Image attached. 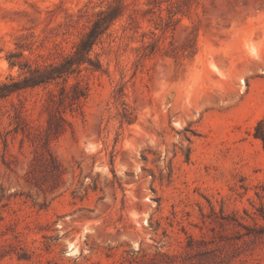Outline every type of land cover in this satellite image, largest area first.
<instances>
[{
	"label": "rangeland",
	"instance_id": "374dc122",
	"mask_svg": "<svg viewBox=\"0 0 264 264\" xmlns=\"http://www.w3.org/2000/svg\"><path fill=\"white\" fill-rule=\"evenodd\" d=\"M3 85L0 264H264V0H0Z\"/></svg>",
	"mask_w": 264,
	"mask_h": 264
},
{
	"label": "trees",
	"instance_id": "16d2710c",
	"mask_svg": "<svg viewBox=\"0 0 264 264\" xmlns=\"http://www.w3.org/2000/svg\"><path fill=\"white\" fill-rule=\"evenodd\" d=\"M106 14L100 13V16L97 20H95L90 27L89 31L85 34V36L80 40L79 44L77 45L76 49V55H80L82 58H79L76 62H67L63 65H58L55 67H52L50 70L44 71L43 73L36 74L35 76H32L30 78H24L21 82H15L11 84L10 86L13 87L12 90H8L7 92L15 91L18 89H24V88H33L42 84H46L50 82L51 80H54L56 78L62 77L63 74L72 72L71 66L73 63L79 64L80 61H87L90 60L87 58H84L88 52H90L92 46L96 43L100 35L103 33L105 28L102 27V23H105L107 21H111L115 16H107ZM84 59V60H83ZM8 85H3L0 87V89H7ZM6 93V92H5ZM6 94H3L4 96ZM73 100L77 99V97H73ZM255 137L258 138L262 146L264 148V119L260 120L255 128Z\"/></svg>",
	"mask_w": 264,
	"mask_h": 264
},
{
	"label": "bare ground",
	"instance_id": "6f19581e",
	"mask_svg": "<svg viewBox=\"0 0 264 264\" xmlns=\"http://www.w3.org/2000/svg\"><path fill=\"white\" fill-rule=\"evenodd\" d=\"M241 84L243 85V84H244V82H241Z\"/></svg>",
	"mask_w": 264,
	"mask_h": 264
}]
</instances>
